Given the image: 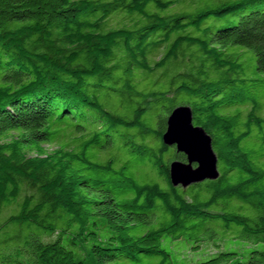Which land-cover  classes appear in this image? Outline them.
Here are the masks:
<instances>
[{
	"label": "trees",
	"instance_id": "1",
	"mask_svg": "<svg viewBox=\"0 0 264 264\" xmlns=\"http://www.w3.org/2000/svg\"><path fill=\"white\" fill-rule=\"evenodd\" d=\"M0 264H264V0H0Z\"/></svg>",
	"mask_w": 264,
	"mask_h": 264
},
{
	"label": "water",
	"instance_id": "2",
	"mask_svg": "<svg viewBox=\"0 0 264 264\" xmlns=\"http://www.w3.org/2000/svg\"><path fill=\"white\" fill-rule=\"evenodd\" d=\"M165 145L176 147L185 155L186 161L170 164V178L174 187L187 188L205 181L219 178L218 157L214 152L211 137L193 123V113L188 107L173 111L163 136Z\"/></svg>",
	"mask_w": 264,
	"mask_h": 264
},
{
	"label": "rangeland",
	"instance_id": "3",
	"mask_svg": "<svg viewBox=\"0 0 264 264\" xmlns=\"http://www.w3.org/2000/svg\"><path fill=\"white\" fill-rule=\"evenodd\" d=\"M4 214H5V211H3V215H4ZM208 251H209L208 253H211V252L214 253V252H213L214 250H212V249H209ZM187 254H189V256L191 257V259L194 258L193 254H192L191 252H189V253L187 252ZM199 258H200V257H199Z\"/></svg>",
	"mask_w": 264,
	"mask_h": 264
}]
</instances>
